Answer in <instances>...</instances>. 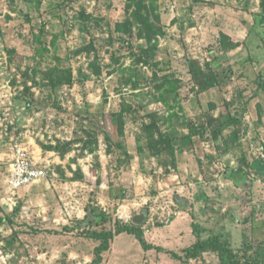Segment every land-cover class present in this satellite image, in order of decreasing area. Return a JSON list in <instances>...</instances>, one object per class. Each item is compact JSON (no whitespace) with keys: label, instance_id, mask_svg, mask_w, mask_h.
Wrapping results in <instances>:
<instances>
[{"label":"rangeland","instance_id":"374dc122","mask_svg":"<svg viewBox=\"0 0 264 264\" xmlns=\"http://www.w3.org/2000/svg\"><path fill=\"white\" fill-rule=\"evenodd\" d=\"M17 147L46 176L16 190ZM126 226L151 248L99 264H219L187 256L214 236L264 264L262 0H0V264H91Z\"/></svg>","mask_w":264,"mask_h":264},{"label":"trees","instance_id":"16d2710c","mask_svg":"<svg viewBox=\"0 0 264 264\" xmlns=\"http://www.w3.org/2000/svg\"><path fill=\"white\" fill-rule=\"evenodd\" d=\"M262 7L264 10V0H262ZM155 17L153 15L147 14L146 17L139 18V20L144 25V30L151 31L153 30L156 25ZM195 68V63L192 64ZM197 69V68H196ZM152 150L155 151V153L159 152H173L172 150V141L170 138L166 135L161 133L160 139H155L154 141L150 142ZM251 167L256 168V165L253 163H250ZM232 179H236L237 184H239L240 180L237 178L238 175L244 177L245 173L240 170L232 172ZM106 218V214L103 212H99L96 215V218L93 222L97 223ZM123 232H129L132 234H135L137 238L140 240V242L143 244L145 248H151L150 245H147L145 243L142 230L140 228L136 227H122L118 229L116 232L107 231V232H95L94 236L100 238L102 240L101 244L96 248V259L91 264H99L102 262V252L108 250L110 248V239L114 238L116 235H119ZM214 249L218 252L219 255V264H255V262L252 259V256L250 255V251L247 248L243 249H237L231 247L227 242L220 240L217 236L209 237L205 240H200L195 243L193 248L187 250V256L190 258H196L199 256L201 251H206Z\"/></svg>","mask_w":264,"mask_h":264},{"label":"built area","instance_id":"2783aa9c","mask_svg":"<svg viewBox=\"0 0 264 264\" xmlns=\"http://www.w3.org/2000/svg\"><path fill=\"white\" fill-rule=\"evenodd\" d=\"M46 176V171L29 156L22 147H17L9 171V185L13 189L29 186Z\"/></svg>","mask_w":264,"mask_h":264},{"label":"water","instance_id":"95a60500","mask_svg":"<svg viewBox=\"0 0 264 264\" xmlns=\"http://www.w3.org/2000/svg\"><path fill=\"white\" fill-rule=\"evenodd\" d=\"M144 220V215H136L134 218V222L137 224H141Z\"/></svg>","mask_w":264,"mask_h":264}]
</instances>
